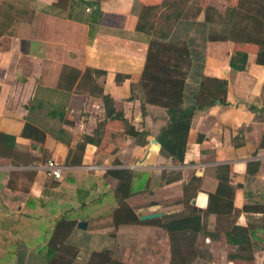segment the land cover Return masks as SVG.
<instances>
[{"label":"crops","instance_id":"1","mask_svg":"<svg viewBox=\"0 0 264 264\" xmlns=\"http://www.w3.org/2000/svg\"><path fill=\"white\" fill-rule=\"evenodd\" d=\"M21 1L25 10L0 36V218L32 217L37 207L63 201L66 192L70 199L63 204L73 206L71 213L79 217L105 211L108 204L115 208L106 170L133 169L135 164L136 170L148 172L145 190L127 199L137 213L183 210L180 203L163 207L162 202L183 196L181 182L167 184L162 179L164 172L177 168L183 184L193 175L202 177L190 194L192 203L206 207L208 192L217 184L212 168L229 163L233 204L240 210L236 223L249 229L254 264H264V64L258 62L257 43L264 39V5L258 0H192L174 27L177 37L192 40L193 48L204 55L203 74L224 80L227 89L220 94L218 84H210L216 95L195 111L185 163L177 166L151 142L167 122L166 109L147 104L143 113L139 89L132 93L131 77L138 84L149 48V36L134 28L145 0H97L102 11L97 21L91 18V7H75L77 20L69 17L70 6H56L58 0ZM189 7L192 14H187ZM212 33L225 38L211 40ZM242 49L248 63L236 70L230 60ZM64 64L82 70L70 94L60 87ZM100 88L111 94L132 125L149 131L148 143L138 145L126 134L114 153L93 143L77 148L104 121ZM26 122L44 131L41 144L23 135ZM53 158L65 165L60 180L45 170L46 161ZM209 223V233L220 231L214 228L215 215ZM196 246L202 256L198 254L193 264H234L228 256L238 251L227 242L225 231L216 239L199 233Z\"/></svg>","mask_w":264,"mask_h":264},{"label":"trees","instance_id":"2","mask_svg":"<svg viewBox=\"0 0 264 264\" xmlns=\"http://www.w3.org/2000/svg\"><path fill=\"white\" fill-rule=\"evenodd\" d=\"M258 1L264 5V0ZM190 2L191 0H145L134 22L135 30L149 36V48L138 84H135V78L131 77L132 93H135L136 87L139 89L143 113L146 111L147 104L159 105L166 109L167 122L160 128L156 138L161 144V154L171 158L172 163L177 166L185 163L188 136L195 111L201 107L203 101L208 103L209 98L216 95L210 88V84L212 82L218 84L220 94L227 90L224 80L203 74L204 55H199L193 48L192 40L177 37L179 35L174 30V27L181 23ZM22 4L21 0H4L0 3V36L25 10ZM99 4L97 0H58L56 2V6L61 9L70 6L69 17L77 20H80L75 13L77 7L82 5L84 8L91 7L90 15L95 21L102 16ZM48 10L52 11V5ZM221 38L225 37L215 33L209 34L211 40ZM257 43L260 49L258 62L264 64V39H259ZM247 63L248 53L243 49L237 50L230 60L231 67L236 70H244ZM81 75L82 70L77 66L64 64L60 87L70 94L75 90ZM99 91L104 104V121L98 125L93 135H85L83 142L77 144V148L84 150L87 143H93L101 149L106 148L104 149L106 153H114L117 147L107 144V139L124 128L128 129V134L134 137L136 144L148 143L149 131L137 129L130 123L125 113L116 108L111 94L105 93L102 88ZM219 93L217 95H220ZM61 113L63 117L64 109ZM23 135L37 144H41L45 139L44 131L29 122L25 124ZM117 162L119 164V161ZM210 169V167L206 168V175H209ZM232 169L233 165L229 163L212 168L217 184L214 191L208 192L206 207L192 203L190 194L193 188L198 189V183L202 177L193 175L187 183L183 184L181 169L164 172L162 179L165 183L181 182L183 198L180 202L183 210L145 220L140 218L142 214H138L127 199L145 190L148 172L132 170L129 167L107 169L106 175L108 180L113 182V193L117 202L111 214L110 223L128 235H137L140 232L146 234L149 242L146 243L145 248L150 251V257L162 258L165 264H193L198 254L202 256V251L196 246L199 233H208L210 237L216 239L220 237L221 231H225L227 242L238 248V251L230 254L228 258L234 264H254V257L249 253L253 251L255 245L249 235V229L236 223L240 210H236L233 204L235 186L231 182ZM211 215H215L214 228L220 230L218 232L209 233L207 230ZM77 222L67 215L57 219L47 245L39 249L43 264L72 263V259L65 257L66 252L63 253L61 248L67 244L68 237L75 228L79 227ZM160 231L167 235L166 239L168 238L165 242L162 241L163 245L162 242L158 244L155 238ZM121 238L126 239L124 233ZM99 255V264H123L112 256L110 249L102 250Z\"/></svg>","mask_w":264,"mask_h":264},{"label":"rangeland","instance_id":"3","mask_svg":"<svg viewBox=\"0 0 264 264\" xmlns=\"http://www.w3.org/2000/svg\"><path fill=\"white\" fill-rule=\"evenodd\" d=\"M187 14H192L191 7ZM128 132V129H122L113 137L108 138L107 144L117 147L118 150L119 144L125 140V135ZM104 149L106 150V148ZM136 169L135 164L132 170ZM94 176L98 175L94 174ZM106 183L109 181L106 180ZM110 186L113 190V185ZM172 193L176 192L172 191ZM69 194L70 192L65 193L63 201L59 200L55 203L50 201L47 206L37 207L38 209L33 211L32 217L28 218V216L22 215L21 218L15 216L12 218L6 215L5 218H0V264H43L39 249L47 245L57 219L68 214H71L68 217L72 220L87 222L86 228L83 229H78L77 225L78 228H75L68 237L67 244L61 248L63 253L66 252L65 257L72 259L71 264H99V252L104 249H110L112 256L123 264H165L162 258L150 257V251L145 248L146 243L149 242L146 234L140 232L137 235H128L125 231L121 232L118 227L111 225V214L115 209L113 204L106 205L105 211L94 210L92 213L86 212L85 216L79 217L71 213L73 206L69 205L68 207V204H63L70 199ZM148 198L150 196L145 199ZM182 198L181 196L180 198L162 199L163 207L178 206L182 204L180 202ZM135 206L139 207L140 205ZM138 214H142L141 211H138ZM123 233L126 239L121 238ZM166 237L167 235L160 231L155 238L160 244L162 241L168 240Z\"/></svg>","mask_w":264,"mask_h":264},{"label":"built area","instance_id":"4","mask_svg":"<svg viewBox=\"0 0 264 264\" xmlns=\"http://www.w3.org/2000/svg\"><path fill=\"white\" fill-rule=\"evenodd\" d=\"M65 165L59 162L57 159H49L45 163V170L48 176L60 180L62 178Z\"/></svg>","mask_w":264,"mask_h":264},{"label":"water","instance_id":"5","mask_svg":"<svg viewBox=\"0 0 264 264\" xmlns=\"http://www.w3.org/2000/svg\"><path fill=\"white\" fill-rule=\"evenodd\" d=\"M151 142L156 144V145H158L159 147L161 145L157 138L152 139ZM172 212L173 211L151 212V213H148V214L141 215L140 218L143 219V220H145V219H153V218L165 216V215L170 214ZM77 225L80 228H86L87 222L85 220H81V221H78Z\"/></svg>","mask_w":264,"mask_h":264}]
</instances>
